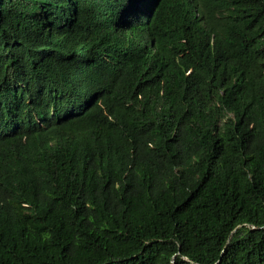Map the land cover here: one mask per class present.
<instances>
[{
	"label": "trees",
	"instance_id": "16d2710c",
	"mask_svg": "<svg viewBox=\"0 0 264 264\" xmlns=\"http://www.w3.org/2000/svg\"><path fill=\"white\" fill-rule=\"evenodd\" d=\"M0 264H264V0H0Z\"/></svg>",
	"mask_w": 264,
	"mask_h": 264
}]
</instances>
